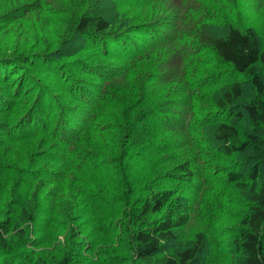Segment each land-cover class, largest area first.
Here are the masks:
<instances>
[{
  "label": "trees",
  "instance_id": "trees-1",
  "mask_svg": "<svg viewBox=\"0 0 264 264\" xmlns=\"http://www.w3.org/2000/svg\"><path fill=\"white\" fill-rule=\"evenodd\" d=\"M58 1L32 0L44 21L20 6L0 19L34 44L15 48L31 72L5 75L0 96V264H79L73 249L95 243L69 232L64 253L28 250L39 201L114 231L101 250L132 264H264V0L247 19L242 0ZM220 187L245 190L246 208ZM227 214L237 223L219 229Z\"/></svg>",
  "mask_w": 264,
  "mask_h": 264
},
{
  "label": "rangeland",
  "instance_id": "rangeland-1",
  "mask_svg": "<svg viewBox=\"0 0 264 264\" xmlns=\"http://www.w3.org/2000/svg\"><path fill=\"white\" fill-rule=\"evenodd\" d=\"M47 1L52 7L54 6H59L60 5V1L58 0H45ZM243 1V7L241 8L242 12H241V16L244 19L247 18H252L253 14H257L259 7H260V2L261 0H242ZM20 6L21 8V12L25 13L26 15H30L31 13H35V15L37 14V20L39 21H44L46 18L43 16V14L41 13V11L43 12V10L39 9L37 10L35 4L32 2V0H0V19H2L3 16H7L8 13V9L12 8V7H18ZM110 6V5H109ZM32 8L33 10L31 11V9L28 10V8ZM101 9H105L104 7H99ZM263 11V10H262ZM23 13L21 15H23ZM28 16H25V18H27ZM20 19L23 20L24 22V18L19 16ZM32 18H29V20ZM55 21L57 19H54ZM10 23H17L16 21H12ZM10 23L2 26L3 24L0 23V46L3 47V51L0 50V55L3 56H8V59L6 60H10L12 59V61H15V64L13 65H9V64H1L0 63V96L2 94V87L4 85L5 79L3 78L5 75H7V78L11 79H16L18 76H25L24 78L27 77L28 74H30L31 72V60L28 61L29 59L26 58V60H20L18 58L19 53L17 52V50H15V48L17 47V45H28V46H32L34 45L31 42L26 41L27 39L29 41L32 40V37L27 38L24 36H21V38L18 39H14V35L11 32L10 33V28L9 26L11 25ZM47 24H49L50 27L54 26L55 28H59L60 26L58 24H54L51 23L49 21H47ZM51 33H53V35H56L58 32L57 31H51ZM143 41L146 43V37L145 35H141ZM59 38V37H58ZM23 39V40H22ZM13 41V43H12ZM55 43V40H54ZM5 46L8 47V49L5 48ZM16 54V55H15ZM15 56V57H14ZM100 61V59H99ZM42 65V64H41ZM40 65V66H41ZM40 72V71H39ZM18 74L17 77H15ZM237 78H239L237 76ZM11 158L14 162H16L19 166L22 167H26L25 162L23 160V158L14 155V153H11ZM15 173V172H13ZM17 174V173H15ZM18 175V174H17ZM27 180V179H26ZM99 185L103 184L104 182L99 181L98 182ZM26 184V182H25ZM35 187V183L33 184V186L31 187V189L29 190H25L26 192H23L22 188H20L18 186V188L15 190V195L13 193H10L11 196H13V200H11V202L9 204H11V208H13L14 210H18L19 205L21 204V198L23 196H28L31 194V191L34 189ZM218 188L217 185H214L211 187V189L213 191H215ZM49 189V188H47ZM108 189L110 192H116L118 193V189L116 187L113 186H108ZM123 190V188H122ZM219 191H221L223 194H226L227 197H231V199L233 200H227V204L233 207H231L234 210H241L239 208L245 209L246 208V204L249 201V197L248 194L245 190L243 189H226L225 187H220ZM221 192L219 193V195L221 194ZM228 192V193H227ZM5 194H6V190H3V192L0 195V201H2L5 198ZM134 197V196H133ZM8 201V200H7ZM215 201L212 200L210 202L207 203V207L210 208V204L214 203ZM217 202H220L217 201ZM42 203V205L40 204ZM2 204V203H1ZM39 208L37 210V214H36V227L39 230V233L37 235L40 236V240L38 241L37 246L32 247V248H28V250H30L31 252H33L34 254L40 252H44L46 254L52 252L57 254H61L64 253V251L66 249H64V246L66 245V234L69 235L68 233H73L74 235L77 236H84V238L86 240H93L95 241V243H93L92 245L89 246V248H85V249H76L74 248V252L77 253V259L78 261H80L79 264H103L102 261L100 260L101 258V253H105L107 255H110L108 258L110 261H121L122 264H132V257L130 256V252L128 249H122V248H116L113 249L111 252H106V251H102V249H110V247H105L106 243H111L113 240L112 238L114 237L115 233L114 231L110 232L109 234H103L102 233V237H100L101 234H99L98 236H96V234L92 231V221H87V215L84 214V219L83 220H77L75 222L71 223H64L62 222V216L60 214L55 213V218H54V214H47V211L49 209L48 205L45 202H41L39 201ZM6 205V203H5ZM46 205V206H45ZM2 206H0L1 208ZM89 207L92 208L93 210L95 208L103 211L100 212V214H106L109 215L111 214V212L109 210H107L108 206H103V204L101 202H99L96 199L91 198L90 200V204ZM202 209V208H201ZM4 207L3 209L0 211V217L4 218ZM6 213V212H5ZM17 211L15 213H12L14 216L16 215ZM81 213V212H79ZM7 214V213H6ZM75 219V217L73 218ZM219 222V229L222 228H231L233 227L236 223H237V218L235 216L232 215H225L223 217L220 218ZM35 226V225H34ZM87 233H91L92 237H88L86 238V234ZM70 236V235H69ZM2 242V241H1ZM100 245L101 246L100 248ZM112 249V248H111ZM102 251V252H100ZM4 253V250H0V262L2 261V257ZM100 253V254H99ZM112 258V259H111ZM4 259V258H3ZM104 259V260H106ZM217 264H222L221 260L217 263Z\"/></svg>",
  "mask_w": 264,
  "mask_h": 264
}]
</instances>
